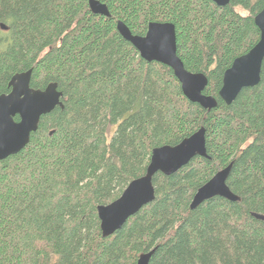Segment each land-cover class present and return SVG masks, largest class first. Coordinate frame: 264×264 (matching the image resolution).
<instances>
[{
    "label": "trees",
    "instance_id": "1",
    "mask_svg": "<svg viewBox=\"0 0 264 264\" xmlns=\"http://www.w3.org/2000/svg\"><path fill=\"white\" fill-rule=\"evenodd\" d=\"M0 0V95L31 70L30 88L56 84L62 108L41 117L26 147L0 161V264H264V60L260 82L227 106L224 72L258 41L264 0ZM244 11L246 15H242ZM170 23L185 70L207 78L211 111L189 102L168 67L140 58L117 32ZM18 121V117L14 118ZM200 128L208 158L153 177L155 199L109 237L96 209L145 174L153 149ZM231 164L226 185L190 210L196 191Z\"/></svg>",
    "mask_w": 264,
    "mask_h": 264
},
{
    "label": "water",
    "instance_id": "2",
    "mask_svg": "<svg viewBox=\"0 0 264 264\" xmlns=\"http://www.w3.org/2000/svg\"><path fill=\"white\" fill-rule=\"evenodd\" d=\"M209 1L217 7H225L231 0ZM88 8L94 15L107 18L110 16L107 7L97 0H88ZM254 25L259 30L257 43L246 54L236 58L223 74L218 97L227 106L231 105L243 90L254 88L260 82L264 60V7L254 17ZM0 27L5 30L3 26ZM116 30L138 52L141 59L171 69L183 96L189 102L206 111L217 107L216 99L204 94L208 83L205 75L185 70L177 56L176 33L172 24L150 23L144 36L131 34L121 21H117ZM30 78L31 70L14 75L8 83L10 92L0 95V161L18 154L26 147L42 116L49 114L56 107L62 108V95L58 92L56 84H49L43 91L33 90L30 88ZM15 117L19 120L15 121ZM195 157L208 158L204 128H200L176 146H162L152 150L145 174L131 181L116 200L97 207L102 237L113 235L130 217L154 201L152 180L156 174L173 175ZM230 169L231 164L214 174L196 191L189 206L190 210L214 197L229 202L240 200L226 185ZM252 217L264 222L261 215L252 214ZM153 253L154 249L141 254L136 264H149Z\"/></svg>",
    "mask_w": 264,
    "mask_h": 264
},
{
    "label": "rangeland",
    "instance_id": "3",
    "mask_svg": "<svg viewBox=\"0 0 264 264\" xmlns=\"http://www.w3.org/2000/svg\"><path fill=\"white\" fill-rule=\"evenodd\" d=\"M240 13H241L242 15H246V13H245L244 11H240Z\"/></svg>",
    "mask_w": 264,
    "mask_h": 264
},
{
    "label": "bare ground",
    "instance_id": "4",
    "mask_svg": "<svg viewBox=\"0 0 264 264\" xmlns=\"http://www.w3.org/2000/svg\"><path fill=\"white\" fill-rule=\"evenodd\" d=\"M253 21H254V19H253ZM21 74V73H20ZM11 80V79H10ZM10 82V81H9ZM154 150V149H153Z\"/></svg>",
    "mask_w": 264,
    "mask_h": 264
}]
</instances>
